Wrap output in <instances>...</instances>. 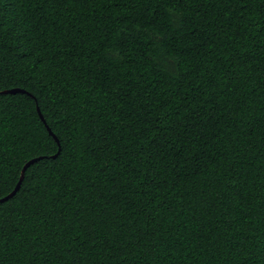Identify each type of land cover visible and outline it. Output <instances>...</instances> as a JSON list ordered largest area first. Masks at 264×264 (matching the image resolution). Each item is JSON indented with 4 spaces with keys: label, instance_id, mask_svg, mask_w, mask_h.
<instances>
[{
    "label": "trees",
    "instance_id": "1",
    "mask_svg": "<svg viewBox=\"0 0 264 264\" xmlns=\"http://www.w3.org/2000/svg\"><path fill=\"white\" fill-rule=\"evenodd\" d=\"M36 158L0 264H264V0H0V200Z\"/></svg>",
    "mask_w": 264,
    "mask_h": 264
},
{
    "label": "water",
    "instance_id": "2",
    "mask_svg": "<svg viewBox=\"0 0 264 264\" xmlns=\"http://www.w3.org/2000/svg\"><path fill=\"white\" fill-rule=\"evenodd\" d=\"M18 92H24V91H23V90H19V89H13V90H7V91H4V92H2V93H3V94H15V93H18ZM38 111H39V114H40V116H41L43 122L46 124V126H47V128H48L50 134L53 135L54 138H56V136L54 135V133H53V131L51 130V128L47 125V122H46L45 118L43 117V115H42V113H41V111H40L39 108H38ZM56 140H57V138H56ZM39 160H41V158L33 159V160L29 161V162L24 166L23 171H22V175H21V179H20L19 183L17 184L15 190H14L11 194H9L8 196H6L5 198H2V199L0 200V204H1V203H4V202H6V201H8V200L11 199V198H13V197L18 193V191L20 190V188H21V186H22L23 180H24V178H25V173H26L27 169H28L31 165H33V164H35L37 161H39Z\"/></svg>",
    "mask_w": 264,
    "mask_h": 264
}]
</instances>
